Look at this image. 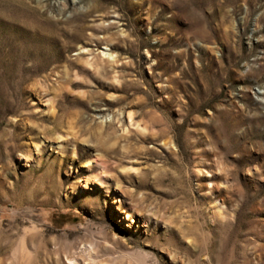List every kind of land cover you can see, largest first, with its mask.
Here are the masks:
<instances>
[{"label": "rangeland", "instance_id": "374dc122", "mask_svg": "<svg viewBox=\"0 0 264 264\" xmlns=\"http://www.w3.org/2000/svg\"><path fill=\"white\" fill-rule=\"evenodd\" d=\"M68 263L264 264V0H0V264Z\"/></svg>", "mask_w": 264, "mask_h": 264}, {"label": "bare ground", "instance_id": "6f19581e", "mask_svg": "<svg viewBox=\"0 0 264 264\" xmlns=\"http://www.w3.org/2000/svg\"><path fill=\"white\" fill-rule=\"evenodd\" d=\"M130 119H131V118H130ZM66 259H67L68 262L70 261L69 263H72L71 261H74V260H75V259H73V257L71 258V257H67V256H66ZM76 262H77V261H76ZM69 263H68V264H69ZM74 263H75V262H74Z\"/></svg>", "mask_w": 264, "mask_h": 264}]
</instances>
